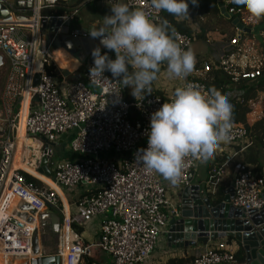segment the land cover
<instances>
[{"label": "built area", "instance_id": "obj_1", "mask_svg": "<svg viewBox=\"0 0 264 264\" xmlns=\"http://www.w3.org/2000/svg\"><path fill=\"white\" fill-rule=\"evenodd\" d=\"M121 1L127 10L136 11L137 17L126 19L119 31L114 27L110 38L105 39L104 59L88 58L83 66V79L61 82L45 70L51 52L42 33L41 13L69 5L71 0H33L30 12L16 9L8 0H0L13 18H27V21L0 24V56L7 66L0 95L1 264H8L10 258L32 256L36 225L26 224L15 215V211L21 212L18 205H28L37 213L48 207L60 208L63 229L65 225L69 231L71 224L65 217L68 203L64 191L78 186L94 190L77 204L88 218L105 217L111 212L101 224L96 245L110 258V264H167L155 258L156 249L167 235L170 221L180 218L181 212L179 203L169 196L161 175H165L177 191L189 187L191 173L212 152L223 157L222 163L214 166L208 175L207 192L216 195L223 180L229 178L233 207L246 212L264 210V172L255 171L251 165L236 163L250 145L248 131L242 126L221 127L214 132L208 150H205L197 138L196 125L189 120L190 114L179 113L180 101L184 100L193 111L200 113L201 119H217L225 100L211 93L204 82L189 80L182 72L186 58L199 38L197 32L172 33L174 48L170 58L180 82V95L149 94L128 102L126 68L112 58L111 52L115 50L119 58L134 63L157 52L162 3L108 0L116 24ZM76 13L77 10L63 17L64 21L74 19ZM187 13L192 14L191 9ZM227 13L232 17L235 10L227 9ZM245 14L240 20L244 27L257 25L256 17ZM236 31L238 35L237 28ZM114 37L119 41L116 48L110 44ZM238 40V36L231 39L232 52L225 50L219 59L204 63L201 75L212 68L228 70L236 66L241 68L237 78L249 81L260 78L259 44L247 42L239 47ZM234 55L242 58L243 63L235 65L231 61ZM37 76L39 81L35 85ZM27 96L23 137L20 120ZM20 99V108L15 115ZM233 99L240 101V96L235 95L231 97ZM228 106H231L230 101ZM132 110L139 118L135 124L130 120ZM68 135H71L69 150L78 158L72 161L60 159L54 165L55 182L47 178L54 186L41 181L42 187L29 183L23 176L28 173L16 163L19 142L22 139L31 142H24L19 163L31 165L37 172L45 156L40 138L56 147ZM62 237V264H82L91 256L94 245H87L79 238L70 243L68 237L65 241L64 234ZM239 251L230 239L209 241L189 264H239Z\"/></svg>", "mask_w": 264, "mask_h": 264}, {"label": "water", "instance_id": "obj_2", "mask_svg": "<svg viewBox=\"0 0 264 264\" xmlns=\"http://www.w3.org/2000/svg\"><path fill=\"white\" fill-rule=\"evenodd\" d=\"M235 0H216L221 14L231 18L227 13L226 4ZM16 9L30 12L33 9V0H8ZM27 21L25 17L13 18L6 7L0 4V24L14 23V21ZM126 23L125 18H119L115 30L119 31ZM42 33L50 52L63 50L73 57L80 65L84 66L88 58L95 54H101L106 50V38H110L112 32L97 33L92 27L78 28L73 19L64 21L63 17L43 18L41 20ZM233 25L238 30V38L249 33L250 29L244 27L240 20L236 19ZM111 46L116 48L119 41L114 37ZM4 67L3 57L0 56V69ZM64 79L72 77L67 69H60ZM76 80V79H75ZM39 76L35 79V85ZM21 99L18 100L14 114L18 113ZM15 136V132L13 134ZM44 143L45 156L41 160L37 173L45 178H55L52 174L54 165L60 162V157L55 151V145ZM22 153L21 142L18 144L16 163L20 161ZM194 172L190 175L189 187L179 191L178 202L180 218L170 221L167 233V243L172 249L187 250L204 245L209 241L230 239L241 245L243 261L241 264H264V210L261 212L235 208L231 201L233 188L225 190L222 201L215 204L216 195L203 190L201 184L193 185ZM21 212L15 211V215L26 224L36 225L32 237V257L22 256L10 258L8 264H62L60 256L63 243V214L60 208L48 207L44 212L37 213L35 209L21 203L18 205Z\"/></svg>", "mask_w": 264, "mask_h": 264}, {"label": "crops", "instance_id": "obj_3", "mask_svg": "<svg viewBox=\"0 0 264 264\" xmlns=\"http://www.w3.org/2000/svg\"><path fill=\"white\" fill-rule=\"evenodd\" d=\"M155 1H159L161 3L163 2L173 3L174 6L182 13V20H185L186 26L189 27L193 32H197L199 34V29L197 25L193 23L192 14L187 13V10L190 9V4L192 0H155ZM79 3L81 4L75 9L77 10V13L73 19L74 22L77 23L78 28L92 27L93 31L97 33L106 32V31L112 32V30L116 25L115 13L113 11V7L109 4L108 0H71L69 5L77 6V4ZM119 6H120V10L118 12L119 18L122 17L125 19H129V18L137 17L136 11H129L126 9L124 1H121L119 3ZM245 15L251 17L255 16L257 21L259 22L258 17L254 13L247 12ZM235 36H237L236 28L229 27L227 29L220 31H209L205 34L204 37L198 38V40L194 43L191 51L189 52V55L184 63V67L182 68V72L185 75V77L189 80H192L200 76L204 63L213 62L219 59L225 50H229L230 52H232L230 41ZM247 42L248 41L245 42V45H247ZM173 48H174L173 39H170L165 34L159 32V50L155 52V55H151L146 60H142L140 62H135V63L128 62L126 60L119 58L115 50L111 52V56L112 58L115 59L116 62H119L124 65L127 73L129 71H132L139 80L141 79L143 81L142 87L145 89L148 95L151 93H158L165 96L171 95L173 93L180 95V87H181L180 82L177 80L174 72V69H176L174 66V61L170 58ZM60 51L64 55H66L65 52H63L62 50ZM101 54L102 55L99 58L100 60H103L105 56L103 53ZM242 60L243 59L240 58L238 55H234V57L231 59V61L237 66L243 63ZM68 67L73 68V70H69L72 74V77L67 79L63 78L61 82L63 81L72 82L83 79L84 67L82 65H80V67L67 66L64 68H68ZM58 68L59 70L64 69L59 66ZM2 89L0 91V95ZM235 95L240 96V93L235 88H233L227 94H225V96L223 97V99H225L223 100V102L224 101L225 102L224 103L222 102L220 106L218 117L222 114H227L230 111V107L228 106V104L229 101L231 102V97ZM261 96L262 98L261 97L260 98L262 100L258 105H256L254 113L248 116L249 124H253L254 122H256L263 114L264 95ZM180 104H181V108L179 109V113H186L190 115L193 113V110L186 101L181 100ZM70 140H71V135H68L64 137L55 147V151L58 153L60 159L61 157H63L64 158L63 160L72 161L78 158V156L73 155L69 150ZM229 151L230 150H227L226 152ZM220 155H218V152H212L208 154L207 159L205 160L207 161L205 163L207 166L204 172L205 174L204 175L201 174V177L202 176L203 177L202 178L199 177L198 181L202 179H206V177H208L210 173L208 170L209 166L215 159L223 157V155L221 156ZM204 162L200 164H203ZM261 163H262L261 171L264 172V152L261 157ZM199 172L200 171L197 169L194 171V175H195L194 180L197 177V174H199ZM161 180L166 185L169 196L173 199V201L179 203L178 202L179 191L176 190V188L170 183V181L165 175H161ZM194 180L192 183L193 185H197L200 183V182L196 183L194 182ZM93 193H94L93 189L82 186H78L74 189L64 191V197L68 203V211L65 217L66 219H69L71 226L69 228L70 230L68 231L66 230L67 227L64 225L63 230L65 232L63 234L65 237V241H67V237H68L70 243L75 242L76 239L79 238L82 242H84L87 245H94L91 252V256L89 258L95 260L99 264H110V258L106 254H104L98 247H96V245L98 244L100 238L101 224L104 221L105 217L111 215V212H108L105 217L103 216L100 218L90 219L88 218V216H86L85 213L81 212L80 209L77 207L79 200L83 198V196L85 195L88 196ZM232 241L238 246L239 250H242L240 244H238L234 240ZM203 249H204V245H198L196 248L187 249V250L172 249L168 246L167 235L165 234L161 239L159 245L157 246L155 258L158 260H162L164 262H168L169 260L172 259H186L189 260L190 262L191 258L195 255L200 254L203 251Z\"/></svg>", "mask_w": 264, "mask_h": 264}, {"label": "trees", "instance_id": "obj_4", "mask_svg": "<svg viewBox=\"0 0 264 264\" xmlns=\"http://www.w3.org/2000/svg\"><path fill=\"white\" fill-rule=\"evenodd\" d=\"M81 3L77 4V6L61 5L55 9L43 10L41 16L42 18L70 16ZM231 8L235 10V14L231 18H226L221 14L216 0H192L190 9L193 23L197 25L199 29L198 37H204L209 31H220L229 27L235 28L233 25L234 20H241L243 14L247 12L254 13L259 18V22L257 25L249 27V33L242 35L238 40V46L242 47L246 41L259 44V51L262 57L261 76L254 81L237 78L236 74L241 72V68L235 66L228 70L224 68H212L211 71L194 78V80L204 82L209 91L219 98H223L225 94L235 88L240 93V101L236 99L231 100L230 111L227 114L220 115L217 119L203 120L201 119L200 113L193 111L189 116V120L196 125L199 132L197 138L205 150L208 149L209 141L214 132L221 127L227 125L244 127L249 133L250 145L242 153L241 157L236 160V163L254 166L255 171L261 172V157L264 152V111L262 116L253 124H249L248 116L254 113L256 105L260 103L261 95H264V0H235L227 5L228 10ZM158 30L170 39H172L173 31L182 32L184 34L192 33V30L186 26L185 20H182V13L170 2L162 3V23L159 24ZM101 55L102 54H95L94 57H100ZM152 55H155V53ZM45 70L48 75H52L59 81H62L63 77L54 61L48 59L47 64H45ZM142 84L143 81L141 79L139 80L132 71L127 73L125 94L128 102H134L136 96L144 97L148 95L142 87ZM151 94L161 95L158 93ZM130 120L133 124L139 121L138 115L134 110H132ZM221 163L222 158L215 159L209 166V172H211L214 165H220ZM20 167L34 177L23 173V176L29 183L36 187H42V180L36 171H29L22 166ZM229 183L230 179L227 178L220 184L215 196V204H219L222 201L224 192L227 190ZM242 257L243 252L240 250L237 254V261L239 264L243 261ZM82 264L99 263L86 257ZM167 264H189V260L172 259L169 260Z\"/></svg>", "mask_w": 264, "mask_h": 264}, {"label": "bare ground", "instance_id": "obj_5", "mask_svg": "<svg viewBox=\"0 0 264 264\" xmlns=\"http://www.w3.org/2000/svg\"><path fill=\"white\" fill-rule=\"evenodd\" d=\"M63 51V50H62ZM65 52V51H63ZM66 55H64L60 50L58 51H54V53H50L49 56L51 57V59L61 68L67 67V66H73V67H80V64L73 58H71L70 56L67 55V53L65 52ZM67 70H73L72 67H68V68H64ZM29 101V97L27 96L24 102V107L22 109V113H21V120H20V134L24 137L23 134V127H24V122H25V118L27 115V103ZM23 141L21 142V148L24 146V142L30 144V141H27L25 139H22ZM18 166H22L24 169L29 170V171H36L33 167H31V165H26V164H17ZM40 178L42 180V182L46 183V184H50L53 185L47 178L43 177L40 175ZM32 258H36V256L33 255ZM3 263L2 260H0V264Z\"/></svg>", "mask_w": 264, "mask_h": 264}, {"label": "rangeland", "instance_id": "obj_6", "mask_svg": "<svg viewBox=\"0 0 264 264\" xmlns=\"http://www.w3.org/2000/svg\"><path fill=\"white\" fill-rule=\"evenodd\" d=\"M255 17V16H254ZM259 19V18H258ZM258 24V23H257ZM68 55V54H67ZM50 60H52V59H50ZM53 61V60H52ZM6 74H7V67L6 66H4L2 69H0V91H1V89L3 88V85H4V81H5V78H6ZM261 98H262V96H261ZM260 98V101L262 100ZM258 117H260V116H258ZM64 158L63 157H61V160H63ZM207 161H205L203 164H199L198 165V167H197V170H199L200 172H199V174H197V177L195 178V180H194V182H196V183H198V182H200L199 184H201V186L203 187V190H206V187H207V178L208 177H206V179H202V180H200V181H198V178L199 177H201V174H205L204 172H205V170H206V163ZM210 162V161H209ZM201 165V166H200ZM200 166V167H199ZM203 177V176H202ZM201 177V178H202ZM176 203V202H175Z\"/></svg>", "mask_w": 264, "mask_h": 264}]
</instances>
